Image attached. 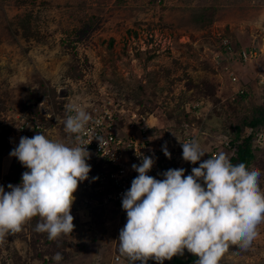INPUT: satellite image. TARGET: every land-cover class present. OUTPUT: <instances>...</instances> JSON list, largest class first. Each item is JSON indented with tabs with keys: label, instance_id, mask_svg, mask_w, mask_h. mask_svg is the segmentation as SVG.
Wrapping results in <instances>:
<instances>
[{
	"label": "rangeland",
	"instance_id": "1",
	"mask_svg": "<svg viewBox=\"0 0 264 264\" xmlns=\"http://www.w3.org/2000/svg\"><path fill=\"white\" fill-rule=\"evenodd\" d=\"M69 104L144 114L155 146L171 153L150 173L156 179L168 169L189 175L199 167L182 157L186 135L206 151L202 159L220 152L230 157L236 129L249 133L248 122L264 110V0H0L5 191L28 171L10 155L23 117L37 119L34 113H58ZM42 121L47 131L40 132L49 139L75 146L60 121ZM26 131L22 136L38 133ZM251 132L255 158L248 167L264 170V121ZM85 184L74 194L72 233L49 240L35 231L36 216L0 240V264H56L57 252L60 264H133L119 252L126 211L91 203ZM257 232L247 249L230 245L219 264H264V222Z\"/></svg>",
	"mask_w": 264,
	"mask_h": 264
},
{
	"label": "clouds",
	"instance_id": "2",
	"mask_svg": "<svg viewBox=\"0 0 264 264\" xmlns=\"http://www.w3.org/2000/svg\"><path fill=\"white\" fill-rule=\"evenodd\" d=\"M66 110L73 114L63 124L66 133L74 134L75 146L39 132L33 137L22 134L11 151L28 171L19 185H8L10 191L0 185V240L20 232L36 216L41 220L35 231L47 233L49 240L73 232L74 194L92 170L82 141L92 116L78 104ZM97 140L102 144V138ZM181 143L183 159L199 162L192 174L185 175L184 168L168 169L160 174L163 179H156L148 175L155 161L147 155L132 165L138 176L123 194L127 222L120 230L119 252L133 264H148L150 259L164 264L185 250L198 258L197 264H219L230 245L247 249L264 222V170L233 165L224 152L205 160L198 141ZM162 150L171 158L166 145ZM52 260L60 264L63 256L57 252Z\"/></svg>",
	"mask_w": 264,
	"mask_h": 264
},
{
	"label": "built area",
	"instance_id": "3",
	"mask_svg": "<svg viewBox=\"0 0 264 264\" xmlns=\"http://www.w3.org/2000/svg\"><path fill=\"white\" fill-rule=\"evenodd\" d=\"M244 57L249 58L247 53H244ZM231 79L236 81L237 77L232 76ZM67 106L64 105L58 113H55L54 109H51V113L44 110L41 116L45 117L46 121L54 119L55 123L60 121L63 124L64 119L73 114L66 110ZM86 111L92 116L82 135V141L90 153L87 163L92 169L84 185L93 192L90 202L93 200L97 205L113 203L122 206L123 194L130 189L132 180L138 176L132 165L140 164L144 155L152 157L155 163L148 173L151 175V172L159 171L160 161L165 156L164 151L159 145L155 146L154 132L152 133L151 126L144 122V114L138 112L127 114L125 110L110 107L103 111L97 107L88 108ZM36 118L23 117L16 137L20 139L22 133L28 129L47 131L43 119ZM98 137L102 138V144L97 140ZM73 139L75 141L74 134ZM190 141L192 138L189 136L183 139V142ZM216 154L213 153V156Z\"/></svg>",
	"mask_w": 264,
	"mask_h": 264
},
{
	"label": "trees",
	"instance_id": "4",
	"mask_svg": "<svg viewBox=\"0 0 264 264\" xmlns=\"http://www.w3.org/2000/svg\"><path fill=\"white\" fill-rule=\"evenodd\" d=\"M74 71H76V67ZM34 115L37 116L39 119H43L41 118L42 117L41 114L34 113ZM263 119H264V110L263 108H260L259 115L254 116L253 119L250 122H248L251 131L253 130V127L259 126L264 121ZM236 131L237 134L235 138L231 139L228 144V148L231 147L233 150V153L230 155L229 158L233 165L244 163L246 166H249L255 158L253 144H252L253 133L250 131L249 133L246 134V131L243 130V126L238 127ZM36 132L39 133L40 131H36ZM186 137H188V135H186ZM197 259L198 258L193 256L192 254L190 255L186 253H184L183 255L177 254L175 257H173V259L169 264H189Z\"/></svg>",
	"mask_w": 264,
	"mask_h": 264
}]
</instances>
